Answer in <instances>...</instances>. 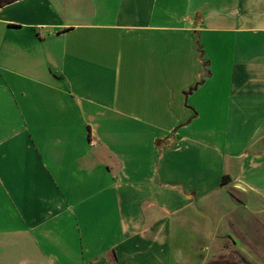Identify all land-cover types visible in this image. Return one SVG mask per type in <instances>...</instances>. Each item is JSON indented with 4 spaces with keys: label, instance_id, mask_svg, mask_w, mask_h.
Listing matches in <instances>:
<instances>
[{
    "label": "crops",
    "instance_id": "0c3cea01",
    "mask_svg": "<svg viewBox=\"0 0 264 264\" xmlns=\"http://www.w3.org/2000/svg\"><path fill=\"white\" fill-rule=\"evenodd\" d=\"M258 220L264 0L0 7V264H207Z\"/></svg>",
    "mask_w": 264,
    "mask_h": 264
},
{
    "label": "rangeland",
    "instance_id": "374dc122",
    "mask_svg": "<svg viewBox=\"0 0 264 264\" xmlns=\"http://www.w3.org/2000/svg\"><path fill=\"white\" fill-rule=\"evenodd\" d=\"M251 233L229 240L221 253L207 264H264V221H256Z\"/></svg>",
    "mask_w": 264,
    "mask_h": 264
},
{
    "label": "trees",
    "instance_id": "16d2710c",
    "mask_svg": "<svg viewBox=\"0 0 264 264\" xmlns=\"http://www.w3.org/2000/svg\"><path fill=\"white\" fill-rule=\"evenodd\" d=\"M16 0H0V7L3 6V5H6V4H9L11 2H14ZM201 48L199 47V52L201 53Z\"/></svg>",
    "mask_w": 264,
    "mask_h": 264
}]
</instances>
